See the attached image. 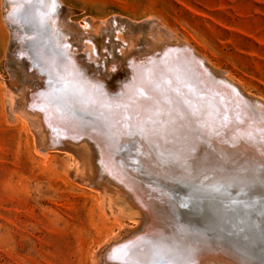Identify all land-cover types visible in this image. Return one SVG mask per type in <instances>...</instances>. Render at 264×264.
Returning a JSON list of instances; mask_svg holds the SVG:
<instances>
[{
    "label": "rangeland",
    "instance_id": "1",
    "mask_svg": "<svg viewBox=\"0 0 264 264\" xmlns=\"http://www.w3.org/2000/svg\"><path fill=\"white\" fill-rule=\"evenodd\" d=\"M54 1L53 14L58 16L57 33L62 31L64 37L67 35L65 39L78 48L77 55L81 58L85 57L82 45L88 37L92 43L98 44L101 58L97 59L100 65L106 62V66L115 60L119 62L122 59L119 49L130 45L131 50L140 56L151 51L158 55L163 44H176L178 48L187 46L194 55L202 56L203 61L210 64L208 66L215 75L224 74L234 85H239L247 101H255L264 107V0ZM11 5L12 0H0V264H138V261H141L139 264L142 261L153 264L156 257L170 258V264H195L197 260V264H225L221 257L213 259L205 255L216 249L242 264H256L247 256L231 252L220 241L206 242L180 231L168 219L167 203L162 204V209L166 210H159L161 214L155 216L154 221L160 226L164 217L172 227H160L157 232L164 230L161 236L157 233L155 238H144L149 225L146 211L104 168L105 159H101L97 148L103 140L93 139L87 133L74 136L53 132L31 103L32 91L41 84L40 73L30 65L28 57L20 53L25 48L26 52L31 49L25 43L35 41V36L28 34L32 25L31 13L20 12L19 23L16 24L10 18ZM90 29L96 32L87 34ZM107 46L108 52L105 51ZM58 48L61 50V45ZM34 56L31 55L32 59ZM182 59L188 61V57ZM53 93L56 100L69 108V112L77 111L73 103L67 102L70 94L56 93L54 89ZM77 113L81 120L87 115V112L79 110ZM84 122L93 127L91 132L94 134L102 130L99 123ZM134 138L139 140L135 136L131 141ZM134 146L137 148L138 144L133 145L128 155H122L121 144L114 148L109 145V150L122 155L123 162H128L127 166H131L128 168L137 174L140 170L139 174H151L152 178L155 171L156 176L168 181L180 178L206 183L226 178L249 179L244 174L260 165L241 167L240 160H236L237 166L232 161L178 170L174 161L162 156L166 171L159 170L158 166L152 168V172L142 164V160H132V156L138 158L139 152ZM215 164L220 167H215ZM91 175L94 177L92 180ZM119 192L123 193H120L122 198ZM178 195L182 202L191 204L189 193L180 192ZM240 202L238 197L229 202L230 207L237 209L240 206L244 212L237 225H243L249 232L262 234L264 214H258L261 211H256L255 203L242 205ZM198 204L205 209L207 202L200 199ZM202 221L208 223L206 218ZM174 251L178 256L173 257Z\"/></svg>",
    "mask_w": 264,
    "mask_h": 264
},
{
    "label": "bare ground",
    "instance_id": "2",
    "mask_svg": "<svg viewBox=\"0 0 264 264\" xmlns=\"http://www.w3.org/2000/svg\"><path fill=\"white\" fill-rule=\"evenodd\" d=\"M55 4L54 0H12V13L9 12L11 20L16 24L19 23L20 12L31 13L32 25L30 24L31 31L28 34L34 35L35 41L25 43L26 47H31L28 52H26V48L24 51H20L26 58L28 57L31 62L30 65L33 68L39 69L40 73L41 84L37 89L32 91L31 103L40 111L41 117H43V120L51 127L53 132L74 136L87 133L93 139L98 141L103 140V142L97 144V148L100 151L101 159H105V162H103L104 168L109 171V174L119 180L126 187L125 189L129 190L132 199L146 211L149 225L147 227V235L144 238L152 239L155 234L164 231L162 230L164 226L167 228L171 225L166 223L164 217L161 220V224L162 222L163 224L160 226H157V222L154 221L156 219L155 216L159 217V214H161L158 211L162 209V204H166V200L164 196L158 193L155 186L148 182L151 174H139L140 170L137 174V172L130 169L131 166H127L128 162H123L122 155L120 156L114 150H109V145L114 148L118 144H121L120 149H122L123 145L133 148V145L138 144V158L132 156L133 159L130 157L129 159L142 160V164L150 171H152V168L158 166H160L159 170L166 171L165 160L162 159V156L170 161H174L178 170H190L195 165L197 167H204L212 163L222 164L232 161L237 166L236 160H240L241 167L252 165L249 166L252 168L253 164L256 163L264 165V107L255 101H247L239 89L240 86L238 84V87L236 84L234 85L228 78L223 76L224 74L215 75L214 70L212 71V68H209L208 65L210 64L208 61V64H206L202 56L194 55L187 46H180L178 48L176 44H169L167 46L163 44L164 46L162 45L163 48L160 53L158 52V55H154V52L151 51L148 55L140 56L131 50L132 46L130 45L127 48L119 49L120 56H122L119 62L115 60L114 62L111 61L112 63L108 66H106V62L100 65L97 59V57L101 58L98 44L92 43L90 37L82 45V48L85 50V57L81 58L77 55L78 48L74 47L72 41L65 39L67 35L64 37L65 34L60 30L57 33L58 27L55 28V26L58 16L53 14ZM159 24L161 25V23ZM86 32L87 34H94L96 31L90 29ZM118 38L122 40L121 37ZM175 39L177 38L175 37ZM156 40L155 42H157ZM169 43L172 42L170 41ZM60 45L61 50L55 51ZM108 50V46L105 47V51L108 52ZM125 53L127 54L125 55ZM32 54L37 58L32 59ZM174 54H179L178 59L174 60ZM195 54L197 53L195 52ZM182 57H188V61L184 62ZM158 61V64L161 62V66L155 65L157 64L155 62ZM123 65H126L125 67L130 70V81L123 84V86L121 85L120 91H122V94L127 95L133 88L139 87L141 81L144 79L145 84L143 89L144 94L147 96L143 100L138 98L134 102V105L131 106V110L128 109V112H132L129 114L132 117L130 121H128V118L125 119L127 121L125 124L120 123L116 116L122 115L125 112L128 97L122 95L120 98H116L117 101H114V103L120 106L116 108V112L112 111L109 107H113L114 99L107 102L104 91H94L95 87L90 84L88 85L90 80L86 76H82V72L79 70V67L83 66L100 75L99 79L101 80L104 77H110L117 67H122ZM144 66L146 69L143 68ZM215 70L218 69L215 68ZM81 79L85 81L83 84L79 82ZM86 83L88 87H86ZM55 84L59 85V91L70 94L68 95L70 101L67 102L73 103L77 111L79 110L82 113L87 112V115L91 114L95 115V117L101 116L99 117L100 120L98 119L99 121H97L99 127H102L100 132L96 134L92 133L91 128L93 127L85 124L84 120L80 119L79 116L81 115L78 114L79 112H69L68 107L56 100L53 93ZM108 109L110 110L108 111ZM30 117L32 119V116ZM37 123L39 125V122ZM43 136L46 137L45 134ZM135 136L139 140L136 141L134 138L135 140L131 141ZM58 143L60 144V142ZM134 147L136 148V146ZM132 160H129V162ZM216 164L215 167H220ZM156 173L154 171L152 174L156 176ZM244 175L246 177L251 176V172ZM92 177L91 175V180L94 178ZM108 186L110 187V185ZM117 190L119 189L117 188ZM112 191L114 192V190ZM120 193L122 192H119V195ZM115 201L117 200L115 199ZM118 210L120 209L118 208ZM121 210L123 211V209ZM133 211H135V208ZM155 212H158V215ZM130 214H132L131 211ZM126 215L128 216L129 214ZM160 227L162 228L160 229L161 231L157 232ZM170 229L173 231L172 228ZM166 234V236L169 235V233ZM161 235L162 233L158 236ZM166 236H163V238ZM207 253L205 255L214 257L213 259L221 257V260L224 259L223 262L226 261L227 264H242L234 257L226 256L219 249ZM169 261H171L170 258ZM197 261L195 264H197ZM139 262L141 261H138V264ZM142 264L146 263L142 261Z\"/></svg>",
    "mask_w": 264,
    "mask_h": 264
},
{
    "label": "water",
    "instance_id": "3",
    "mask_svg": "<svg viewBox=\"0 0 264 264\" xmlns=\"http://www.w3.org/2000/svg\"><path fill=\"white\" fill-rule=\"evenodd\" d=\"M58 49L59 48H56L55 51H58ZM178 55L179 54L173 55L174 60L178 59ZM34 57L37 58L36 56ZM155 63H157L155 65L161 66V62L160 64H158L159 61ZM178 63H180V61H178ZM125 66L126 65L117 67L110 77H104L101 80L99 79L100 75L96 74L94 71H90L83 66L79 67L82 76H86L87 79L90 80L88 85L90 84L95 87L94 91L99 92L103 90L107 102L108 100L112 101L114 99L113 107L109 108L115 112L117 110L116 108L120 105H116L114 101H117L118 97L120 98L123 95L122 91H120V87L130 81V70ZM162 66L164 65L162 64ZM143 68H145V66ZM79 82L83 84L85 81L81 79ZM143 82L144 79L141 81L139 87H135L132 91H129L127 95H123L128 97V99L125 112L122 111V115L116 116L120 123L125 124V122H127L125 119L127 118L128 121H130L132 115L130 117L129 114L132 112H128V109L131 110V106L134 105V102L138 98L143 100V98L145 99L147 97L146 94H144L143 88L145 82ZM54 87V91L57 93L59 91V85L55 84ZM86 87H88L87 83ZM113 87L114 89H112ZM121 105L123 106V104ZM109 110L110 109H108V111ZM99 117L101 116L84 115L82 119L97 124V121L100 120ZM130 150V146L123 145L121 153L122 155H127ZM137 168L139 169V167ZM251 172V176H247L249 179L245 178L242 180L240 178H226L205 183L193 180L188 181L180 178L168 181L158 176H153V178L150 179L151 181L148 179V182L153 184L158 192L164 196L168 204V211L170 212L169 220L173 222L180 231H185L188 236L195 239L220 241L224 243L228 249H231V252L241 257L247 256L256 264H264V232L262 234H259L260 232L253 233V231H247L243 225L238 226L237 220L244 212L240 206L235 209L230 207L231 205L229 204L230 201L238 197L242 205H244L243 203H255L253 204L255 208H257V210H255L257 212L261 211L258 214H264V165L260 164L255 166ZM180 192H187L190 194L192 200L191 204L185 201L182 202L179 199L178 194ZM213 192L218 194L219 197H215ZM200 199H204L207 202L205 209L199 207L198 200ZM187 201L189 200L187 199ZM202 215L204 216L203 218ZM255 215L256 214H254V216ZM204 218L208 220V223H203L205 222L202 221ZM172 255L176 257L178 256V252L174 251ZM153 264H169V259L156 257Z\"/></svg>",
    "mask_w": 264,
    "mask_h": 264
}]
</instances>
